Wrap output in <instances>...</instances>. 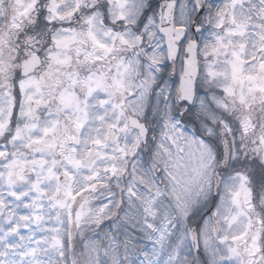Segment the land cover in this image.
Returning <instances> with one entry per match:
<instances>
[{
	"label": "snow or ice",
	"instance_id": "snow-or-ice-1",
	"mask_svg": "<svg viewBox=\"0 0 264 264\" xmlns=\"http://www.w3.org/2000/svg\"><path fill=\"white\" fill-rule=\"evenodd\" d=\"M0 264H264V0H0Z\"/></svg>",
	"mask_w": 264,
	"mask_h": 264
},
{
	"label": "rangeland",
	"instance_id": "rangeland-1",
	"mask_svg": "<svg viewBox=\"0 0 264 264\" xmlns=\"http://www.w3.org/2000/svg\"><path fill=\"white\" fill-rule=\"evenodd\" d=\"M22 231H24V230H22Z\"/></svg>",
	"mask_w": 264,
	"mask_h": 264
}]
</instances>
